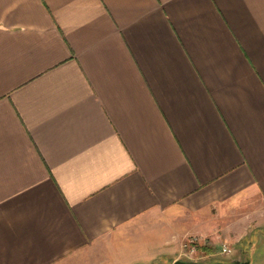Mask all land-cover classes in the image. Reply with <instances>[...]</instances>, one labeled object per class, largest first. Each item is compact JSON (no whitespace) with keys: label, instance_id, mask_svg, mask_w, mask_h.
<instances>
[{"label":"crops","instance_id":"obj_1","mask_svg":"<svg viewBox=\"0 0 264 264\" xmlns=\"http://www.w3.org/2000/svg\"><path fill=\"white\" fill-rule=\"evenodd\" d=\"M256 202L264 0H0V264L174 261Z\"/></svg>","mask_w":264,"mask_h":264},{"label":"rangeland","instance_id":"obj_2","mask_svg":"<svg viewBox=\"0 0 264 264\" xmlns=\"http://www.w3.org/2000/svg\"><path fill=\"white\" fill-rule=\"evenodd\" d=\"M256 207H263L262 209H264V204L256 202V204L252 205H238L228 214L229 218H233L240 213H244V211ZM247 231L245 236L238 241L234 238L232 239L225 232H221L217 240L197 234H190L181 241L179 250L176 253V259L200 263L221 262L222 264H234L237 260L248 259L250 260V264H264V226L256 222ZM193 237H197L198 240L195 244V251L191 252L184 244L188 242L189 238ZM224 246L229 247L230 251L225 252L223 250ZM136 257L139 258V256ZM169 257L158 256L159 259L150 264H172L173 260L168 259ZM139 261H146L145 256H142L141 259L139 258Z\"/></svg>","mask_w":264,"mask_h":264},{"label":"water","instance_id":"obj_3","mask_svg":"<svg viewBox=\"0 0 264 264\" xmlns=\"http://www.w3.org/2000/svg\"><path fill=\"white\" fill-rule=\"evenodd\" d=\"M172 264H222L221 262H213V263H200L196 261H186L182 259H176L173 261ZM234 264H250V260H237L234 262Z\"/></svg>","mask_w":264,"mask_h":264},{"label":"built area","instance_id":"obj_4","mask_svg":"<svg viewBox=\"0 0 264 264\" xmlns=\"http://www.w3.org/2000/svg\"><path fill=\"white\" fill-rule=\"evenodd\" d=\"M198 238L197 237H193V238H189L188 242L184 244V246H186L187 248H189V250L191 252H194L195 251V244L197 242ZM223 250L225 252H229L230 251V248L227 247V246H224L223 247Z\"/></svg>","mask_w":264,"mask_h":264}]
</instances>
